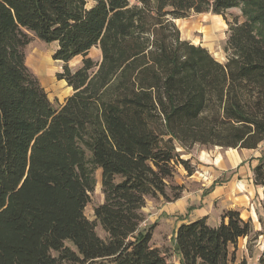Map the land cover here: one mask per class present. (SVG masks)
Masks as SVG:
<instances>
[{
  "label": "trees",
  "instance_id": "trees-1",
  "mask_svg": "<svg viewBox=\"0 0 264 264\" xmlns=\"http://www.w3.org/2000/svg\"><path fill=\"white\" fill-rule=\"evenodd\" d=\"M211 13L227 21L225 63L176 25ZM33 36L64 63L72 94L60 108L26 65ZM262 143L264 0H0V264H169L143 209L181 199L176 167L194 171L178 148ZM97 171L104 202L91 221ZM253 182L264 200V155ZM222 216L177 229L182 264L235 260L254 230L237 211Z\"/></svg>",
  "mask_w": 264,
  "mask_h": 264
},
{
  "label": "rangeland",
  "instance_id": "rangeland-1",
  "mask_svg": "<svg viewBox=\"0 0 264 264\" xmlns=\"http://www.w3.org/2000/svg\"><path fill=\"white\" fill-rule=\"evenodd\" d=\"M240 14V10L235 9L228 12L227 17L230 18L231 15L240 16ZM176 25L184 40L189 41L195 46H202L209 50L220 63H225L224 46L228 37L226 33L228 25L222 16L213 13L195 14L189 18L176 21ZM56 51V44L43 43L33 36L32 42L25 49V55L27 57L26 65L28 69L37 77L54 107L60 108L65 103V99L72 94V89L68 87L65 81L58 80V75L64 71V63L54 60ZM89 57L98 61L101 60V53L94 48L90 51ZM82 60L83 57L75 58L69 64L70 68H78ZM245 151L239 149L226 150L220 147L210 148L200 145L184 150L179 147V156L183 161H188L189 167L193 169L194 174L190 175L179 164L176 167V175L172 181L173 184L184 187L181 199H183L186 193L206 197L217 190V198L226 200L230 208L239 211L244 221L251 222L254 235L252 238L241 239L239 241L235 260L231 264H258L264 253L263 188L256 186L253 182L254 169L252 168V164L250 167H245L244 165L246 162L252 163V160H246L243 165H237L231 169H229V163L226 169L222 168L223 164L229 161V158L232 161H238L239 158L244 159L242 153ZM247 152L255 156L253 158L255 166L259 165L264 155V143L257 150ZM242 168H246V171L242 170ZM95 175L97 179L95 192L91 195V202L85 210L86 217L91 221H95V208L104 202L102 174L100 171H97ZM201 190L203 191L200 192ZM193 200V202L199 204L195 199ZM146 203L147 205L143 209L145 222L142 226L145 228L151 225L155 226V245L163 244L162 248L166 253L169 264H182L174 241L176 236L174 229L177 221L175 218L170 220V218L162 216L163 207L173 202L167 203L163 198H148ZM191 206L193 205L187 208L185 212L186 216L193 210ZM224 206L226 207V205ZM177 218L182 220L184 217L177 216ZM155 222H160L159 225L157 224L158 228L154 225ZM97 233L102 238H107V235H105L100 226L97 227ZM67 246L72 248L69 243H67Z\"/></svg>",
  "mask_w": 264,
  "mask_h": 264
},
{
  "label": "crops",
  "instance_id": "crops-1",
  "mask_svg": "<svg viewBox=\"0 0 264 264\" xmlns=\"http://www.w3.org/2000/svg\"><path fill=\"white\" fill-rule=\"evenodd\" d=\"M246 150V149H245ZM244 150V151H245ZM247 151H251V150H247ZM245 151L242 153V155L244 156V159L239 158L238 161L235 160H231L229 158V161L226 164H223L222 168L226 169L228 163L230 164V168H234L237 165H243L246 160H252V163L250 162H246L244 165L245 167H250L252 164V168L254 169L256 166L254 164V160L253 158L255 156H253V154H248V152ZM242 170L246 171V168H242ZM250 172V170H249ZM250 174V173H249ZM252 176V173H251ZM254 177V175H253ZM252 178V177H251ZM203 190H201L200 192H202ZM217 190L212 193L209 196L206 197H200V196H195V195H191L186 193L183 197V199H180L176 202H173L171 204H168L167 206H164L162 209V216L166 217V218H170V220H172L173 218L176 219L177 223H176V227L174 229V233L177 231V229L187 223H192V222H196L199 220H202L203 218H207L209 225H211L212 227H217L218 225L221 224L222 222V215L224 212H230V211H237L236 209L230 208L229 204L226 200H220L219 198H217ZM195 199L197 202H199V204H196L195 202H193ZM193 205L191 207H193V210L190 212V214L188 216L185 215V212L187 211V208ZM226 205V207L224 206ZM225 207V208H224ZM239 212V211H237ZM177 216H183L184 218L182 220H179L177 218ZM160 222H155L154 225L157 224L159 225ZM162 225V224H161ZM153 226V225H151ZM145 228V227H143ZM156 230H154V237L152 240V246L155 249H161L164 252V249L162 248L163 244H156L154 243V238L156 235ZM176 235V233H175ZM165 253V252H164ZM166 255V253H165Z\"/></svg>",
  "mask_w": 264,
  "mask_h": 264
},
{
  "label": "water",
  "instance_id": "water-1",
  "mask_svg": "<svg viewBox=\"0 0 264 264\" xmlns=\"http://www.w3.org/2000/svg\"><path fill=\"white\" fill-rule=\"evenodd\" d=\"M101 57H102V55H101Z\"/></svg>",
  "mask_w": 264,
  "mask_h": 264
}]
</instances>
